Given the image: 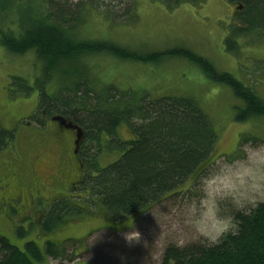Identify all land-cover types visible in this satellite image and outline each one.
Wrapping results in <instances>:
<instances>
[{
  "label": "rangeland",
  "instance_id": "obj_1",
  "mask_svg": "<svg viewBox=\"0 0 264 264\" xmlns=\"http://www.w3.org/2000/svg\"><path fill=\"white\" fill-rule=\"evenodd\" d=\"M68 1L72 6L80 3L82 7L75 26L78 38L109 41L146 55L187 48L206 58L220 72L233 75L264 100V34L257 30L231 37L234 49L225 43L231 23L235 22L232 12L236 13V4L204 0L168 7L159 0H132L131 17H124V9L129 4L126 0ZM39 2L23 0L5 12L2 10L5 17L0 13V29L5 32L15 29L17 10L26 7L32 11ZM107 10L116 11L119 19L112 20ZM159 57L158 60H129L97 53L77 58L65 66L86 78L97 95H104L110 87V95L121 97L113 99V107L133 108V102L145 97L183 96L195 100L217 134L218 158L204 176L185 183L179 192L165 195L135 221L127 217L114 223L105 212L90 206L89 195L84 191L68 202L74 201L84 209L92 207V212L72 213L55 226L52 220L50 230L29 218L19 221L13 212L7 215L0 208V236L23 250L24 243L29 241L38 247H43L46 240L61 244L66 255L73 257L66 264H161L162 252L168 244L215 242L223 232L234 227L232 211L247 210L264 201V117L235 120L234 107L240 102L228 85L207 77L197 65L184 58L165 54ZM40 73L41 64L33 52L14 55L0 45V127L13 134V140L0 152V177L6 174V179L12 177L18 166L29 172L38 139L43 137L44 143L55 145L51 135H55V130L58 133L65 130L51 120L46 122V127L34 122L30 127L19 121L36 107L38 88L34 79ZM53 76L45 84L48 94L58 89L61 92L67 81ZM24 85L32 89L25 91ZM99 107L102 109L103 102ZM116 137L130 139L125 122L116 127ZM106 139L102 137L101 150L96 155L98 167L111 163L120 154V149L108 147ZM45 152L48 155H42L38 172L49 175L55 173L54 161L52 151ZM62 164L75 168L71 160H64ZM45 205L42 203V208ZM58 261L51 257L34 260L35 264Z\"/></svg>",
  "mask_w": 264,
  "mask_h": 264
},
{
  "label": "trees",
  "instance_id": "obj_2",
  "mask_svg": "<svg viewBox=\"0 0 264 264\" xmlns=\"http://www.w3.org/2000/svg\"><path fill=\"white\" fill-rule=\"evenodd\" d=\"M126 1L129 6L124 9V17H131L132 0ZM159 1L174 7L204 0ZM225 1L236 4L237 10L235 14L232 12L235 22L231 23L225 39L229 49H234L235 44L231 37L257 30L264 34V0ZM21 2L23 0H0V13ZM81 8L80 3L72 6L68 0H41L32 11L26 7L19 9L17 27L8 32L0 29V45L14 55L31 51L41 64V75L34 79L38 88L36 113L42 108L47 115H61L84 130L80 148L87 176L81 188L88 193L90 206L105 212L113 222L127 217L135 221L165 195L179 192L185 183L204 176L218 158L216 131L196 101L188 97H145L133 102V108L129 105L113 107V99L121 97L110 95V87L104 92L105 96L97 95L86 78L65 66L68 62L97 53L129 60H158L162 54L177 56L197 65L207 77L231 88L240 102L234 107L235 120L264 117V100L233 75L220 72L206 58L187 48L146 55L113 42L78 38L75 26ZM106 14L112 20L118 18L114 10H107ZM2 17L4 19L5 15ZM53 75L67 81L61 85V92L58 89L48 94L45 84L55 77ZM24 87L25 91L32 89L28 85ZM101 102L103 107L99 109ZM121 122L130 130L128 140L116 137V127ZM103 136L107 138L108 147L120 149V154L111 163L98 167L96 155L101 150ZM12 140V132L0 127V152ZM114 142L116 145H111ZM91 208L81 211L65 201H57L46 211L47 223L43 229L50 230L53 227L50 221L53 220L55 226L72 213L90 214ZM231 217L234 227L223 232L215 242L168 244L162 252L161 264H264V201L247 210H234ZM47 257L58 259L56 264L73 260L66 255L63 245L51 240H46L43 247H38L34 241L26 242L23 250L0 236V264H35L34 260Z\"/></svg>",
  "mask_w": 264,
  "mask_h": 264
},
{
  "label": "flooded vegetation",
  "instance_id": "obj_3",
  "mask_svg": "<svg viewBox=\"0 0 264 264\" xmlns=\"http://www.w3.org/2000/svg\"><path fill=\"white\" fill-rule=\"evenodd\" d=\"M50 117L41 108L37 114L35 109L30 115L20 118L19 121L30 127L33 122L37 126L46 127V122ZM64 129L70 131V133H66ZM61 130H64L63 133H58L55 130V135H51L55 138V145L44 143L43 137L38 139L40 140L38 146L36 145L38 149L32 154L31 170L29 172H24L18 166L16 171H13L14 175L12 177L6 179L7 174L0 177V208L4 209L5 214L9 215L13 212L19 221L29 218V220L39 223L43 228L44 224L47 223L46 207L50 208L53 203L62 200L67 202L68 205L71 204L70 206L75 209L83 208L74 201L68 202L70 198H75V196H79L81 191H84L81 185L86 179L87 170L83 168L85 157L82 156L80 148L83 139L75 152V130L66 129L62 126ZM42 134H44V131ZM28 139H30L29 136ZM35 148L33 147V149ZM47 148L52 151L55 168V173L52 172L49 175L38 172V165L48 155L45 154ZM64 160H71L75 168L71 165L70 167L63 165ZM28 177H31V179L29 180ZM44 202L46 205L42 208ZM30 224H33V222H30Z\"/></svg>",
  "mask_w": 264,
  "mask_h": 264
},
{
  "label": "water",
  "instance_id": "obj_4",
  "mask_svg": "<svg viewBox=\"0 0 264 264\" xmlns=\"http://www.w3.org/2000/svg\"><path fill=\"white\" fill-rule=\"evenodd\" d=\"M238 8H241V6H238ZM51 121H56L60 123V125L66 129H72L75 130V140H74V146H75V152L79 146V143L83 139L84 136V130L79 125L73 123L72 121L66 119L65 117L61 115H54L50 117Z\"/></svg>",
  "mask_w": 264,
  "mask_h": 264
}]
</instances>
